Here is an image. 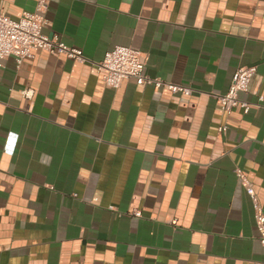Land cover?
Listing matches in <instances>:
<instances>
[{"label": "crops", "instance_id": "1", "mask_svg": "<svg viewBox=\"0 0 264 264\" xmlns=\"http://www.w3.org/2000/svg\"><path fill=\"white\" fill-rule=\"evenodd\" d=\"M43 16L86 60L0 61V264H264L236 175L264 214V0H47ZM115 45L192 92L106 85L96 63ZM240 65L251 105L226 115L217 95Z\"/></svg>", "mask_w": 264, "mask_h": 264}, {"label": "built area", "instance_id": "2", "mask_svg": "<svg viewBox=\"0 0 264 264\" xmlns=\"http://www.w3.org/2000/svg\"><path fill=\"white\" fill-rule=\"evenodd\" d=\"M47 6V0H37L33 11H23L20 17L14 19L6 14L0 13V61L12 56L19 64L26 57L32 56L34 49H41L51 54H64L68 58L84 62L86 57L82 50L59 41L55 36L49 37L43 33L44 25L48 21L43 16ZM146 55L130 46L115 45L107 50L101 61L96 63L98 70L102 71L104 83L110 87L117 88L126 78H133L137 84H148L154 87L164 86L173 93L188 95L192 92L189 86L162 81L159 78H150L143 75ZM255 67L240 65L237 67L230 79L227 90L217 95V102L221 111L228 115L232 109L240 106L244 113L250 108V103L242 100L239 95L248 90L250 79ZM24 96L27 91L22 90ZM262 98L259 97V100ZM220 134H225L227 126L219 125ZM236 175L242 181L245 191L251 199L254 209V221L258 231V238L264 245V214L262 213L259 199L251 185L240 170ZM139 216V212L133 213Z\"/></svg>", "mask_w": 264, "mask_h": 264}]
</instances>
